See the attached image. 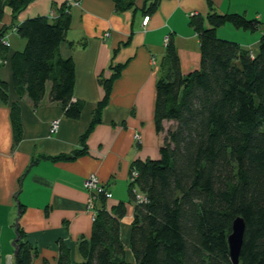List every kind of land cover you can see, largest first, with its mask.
Wrapping results in <instances>:
<instances>
[{"label":"trees","instance_id":"1","mask_svg":"<svg viewBox=\"0 0 264 264\" xmlns=\"http://www.w3.org/2000/svg\"><path fill=\"white\" fill-rule=\"evenodd\" d=\"M33 0H0L13 18ZM116 11L133 6L132 0H113ZM153 0L146 9H156ZM206 17L193 14L201 51L199 68L183 74L173 41L167 42L156 83L155 127L165 132L157 159L132 162L129 194L133 217L129 242L121 237L123 202L108 208L110 192L94 194L91 235L79 242L80 261L71 260L70 249L59 243L58 264H233L229 235L233 222H245L243 244L237 264H264V34L253 54L239 43L220 39L217 29L231 23L256 32L261 19L239 13H219L213 0ZM71 5L65 2L59 15H39L16 26L25 48L11 58L13 85L20 98L28 97L36 108L47 94L60 103L65 115L78 119L83 103L74 100L76 82L73 58L60 52L71 25ZM0 30V66L9 46ZM123 65L111 64L110 77H99L105 97L93 115L90 129L101 121L114 80ZM0 98L9 103L8 85L0 77ZM13 147L23 135L19 101L10 103ZM86 148L65 158L74 160ZM137 173V175H133ZM16 264H33L38 251L16 223ZM48 264V263H46Z\"/></svg>","mask_w":264,"mask_h":264},{"label":"crops","instance_id":"2","mask_svg":"<svg viewBox=\"0 0 264 264\" xmlns=\"http://www.w3.org/2000/svg\"><path fill=\"white\" fill-rule=\"evenodd\" d=\"M74 1L70 2L71 25L60 52L75 62L74 100L83 103L78 119L67 117L60 103L49 100L50 84L36 108L27 96L20 98L11 66L12 55L26 45L16 26L39 15L54 20L67 0H33L17 20L10 9L0 18V30L7 27L10 42L0 66L9 95V103L0 98V264H16L17 222L38 251L33 264H58L60 241L70 249L71 260L80 261L79 242L91 235L93 227L90 192L85 186L92 173L110 192L108 208L125 203L121 237L128 244L133 217L131 164L137 159H157L163 141L154 113L166 37L177 48L183 74L200 66L199 37L190 22L193 14L207 16L208 0H159L151 13L146 9L153 0H132L133 6L123 12L116 11L113 0ZM213 3L219 13L261 19L257 39L243 46L256 54L264 34V0ZM146 16L149 21L144 25ZM111 64L124 67L113 82L101 121L90 129L94 112L105 97L99 77H110ZM17 101L23 135L13 147L10 103ZM53 120H59L56 132L50 130ZM136 132L141 135L138 141ZM85 148L86 152L74 160L59 159Z\"/></svg>","mask_w":264,"mask_h":264},{"label":"rangeland","instance_id":"3","mask_svg":"<svg viewBox=\"0 0 264 264\" xmlns=\"http://www.w3.org/2000/svg\"><path fill=\"white\" fill-rule=\"evenodd\" d=\"M260 9H263L262 6ZM221 13V12H220ZM231 13H236V12H231ZM248 17V16H247ZM246 17V18H247ZM247 19H251L250 16L247 18ZM259 19V18H257ZM225 26V25H224ZM220 28V27H219ZM218 28V29H219ZM221 31H219V35L218 37L220 39H225V40H229V41H234V42H237L239 43L240 45L244 46V45H248L249 43H251L253 40L257 39V35H258V31L256 32H251V31H245L243 29H238L236 28L234 25H232L231 23H228L226 24L225 27H222L220 28ZM5 37H7V35H5ZM8 38V37H7ZM8 43L10 44L9 42V39H7ZM167 44V43H166ZM10 46V45H9ZM173 124V122H165L164 125H165V132L167 131V129ZM50 130H51V127H50ZM165 132H162V137L164 139V136L166 135ZM136 137H138V140H140L141 138V135L140 133L136 132L134 134V138L136 140ZM163 143V141H162ZM93 177L95 180H97V182H100L99 178L97 177L96 174H90L88 176L89 177ZM101 183V182H100ZM110 198V197H108ZM93 219H94V210H93Z\"/></svg>","mask_w":264,"mask_h":264},{"label":"water","instance_id":"4","mask_svg":"<svg viewBox=\"0 0 264 264\" xmlns=\"http://www.w3.org/2000/svg\"><path fill=\"white\" fill-rule=\"evenodd\" d=\"M244 231H245V222L243 218L241 217L236 218L233 222L232 233L229 235L228 238L230 255L233 264L238 263V257L243 244Z\"/></svg>","mask_w":264,"mask_h":264},{"label":"built area","instance_id":"5","mask_svg":"<svg viewBox=\"0 0 264 264\" xmlns=\"http://www.w3.org/2000/svg\"><path fill=\"white\" fill-rule=\"evenodd\" d=\"M75 2L74 0H67V3L70 4V2ZM148 21H149V16H146L143 20V24L144 25H147L148 24ZM169 40V37H166L165 39V42L167 43ZM3 43L6 45V46H9L10 44L8 43L7 41V37H4L2 39ZM59 128V120H53L52 121V124H51V130L52 132H56ZM136 140L138 141V137H136ZM133 175H137V173H133ZM85 186L86 188L89 190L90 192V197H89V200H88V207L93 209L94 207V194L95 193H98L100 192V190H102L101 188V183L100 182H97V180H95L93 177H89L85 180ZM108 197H110V194L108 193L107 194Z\"/></svg>","mask_w":264,"mask_h":264}]
</instances>
